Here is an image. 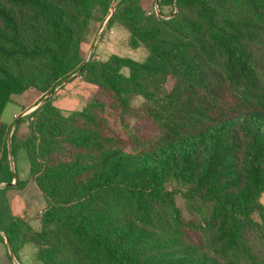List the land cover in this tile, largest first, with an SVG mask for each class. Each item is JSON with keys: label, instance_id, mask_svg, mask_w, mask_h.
Returning a JSON list of instances; mask_svg holds the SVG:
<instances>
[{"label": "trees", "instance_id": "16d2710c", "mask_svg": "<svg viewBox=\"0 0 264 264\" xmlns=\"http://www.w3.org/2000/svg\"><path fill=\"white\" fill-rule=\"evenodd\" d=\"M157 7L0 0V183L14 179L0 186V242L14 257L30 243L43 264H264V0ZM105 20L146 58L86 60L87 25ZM76 72L94 90L63 111L52 93ZM29 89L51 94L8 142L1 114ZM19 148L45 202L39 230L6 194L25 185Z\"/></svg>", "mask_w": 264, "mask_h": 264}, {"label": "rangeland", "instance_id": "374dc122", "mask_svg": "<svg viewBox=\"0 0 264 264\" xmlns=\"http://www.w3.org/2000/svg\"><path fill=\"white\" fill-rule=\"evenodd\" d=\"M143 6L150 11H159L157 7L156 0H142ZM170 10V8H163V12L166 13ZM106 21V20H105ZM105 21L103 24L89 22L87 28L84 33V39L82 42V51L83 57L86 59L89 56V52L91 48H93L96 57L99 60H103L107 58L110 54H117L124 57H129L137 61H143L146 58V49L142 46L137 48H131L128 45V31L126 28L119 24H113L110 28H106ZM122 72L127 74V68H123ZM73 78H78L76 73L72 74L66 81H70ZM62 82V83H64ZM63 86V85H62ZM61 87L57 86L52 93L54 101H57L58 96L61 98L64 97L65 93L77 91L78 95H73L75 100L79 101L77 106L81 107L80 104L84 101L83 98L85 96L92 95L94 90V86L90 83H87L79 78L78 81L73 83V85L65 86L60 90ZM59 91V92H58ZM58 92V93H57ZM32 89L27 90L22 94H13L10 97V101L6 104L3 112L1 114V119L6 123L11 125V128L8 132V136L11 135V132L14 128V125H18L17 136L19 138H24L27 135V128L25 122H20L18 114L14 115V113L23 112L25 110V105L27 111L34 109L41 101L39 99L29 102L28 100L31 98ZM83 95L84 97H80ZM88 98V99H89ZM87 99V100H88ZM29 102V104L27 103ZM69 111V110H66ZM10 160V158H9ZM10 164L12 167L16 164L19 170V173L23 170L28 169V160L25 154V151L22 148H19L16 153L15 160L11 157ZM11 167V168H12ZM7 198L11 204L12 212L19 218L29 222L32 227L36 230L40 229V221L38 218L39 211L44 207V199L41 192L38 190L36 185L32 180H25L24 188H10L7 190ZM176 201L178 206L181 208L182 213L185 217H188V213L186 210L185 202L180 196L177 194ZM260 201L264 204V193H262L260 197ZM15 261H12L19 264H43L37 257L36 250L32 244H27L23 249L19 250L16 254ZM10 262L0 256V264H9Z\"/></svg>", "mask_w": 264, "mask_h": 264}, {"label": "crops", "instance_id": "0c3cea01", "mask_svg": "<svg viewBox=\"0 0 264 264\" xmlns=\"http://www.w3.org/2000/svg\"><path fill=\"white\" fill-rule=\"evenodd\" d=\"M142 1V0H141ZM144 7V6H143ZM145 8V7H144ZM91 51H94L93 48H91L90 52ZM89 52V53H90ZM96 57H98L97 55H95ZM80 77L78 78H73L71 79L70 81H68L67 83H62L63 86H61L60 90L63 89L65 86H70V85H73V83H75L76 81L79 80ZM81 79V78H80ZM82 80V79H81ZM26 92V91H25ZM33 93H31V98L28 100L29 102H33L37 99H39L41 97V93H39L38 91L36 90H32ZM59 92V91H58ZM57 92V93H58ZM24 93V92H23ZM22 94V93H21ZM73 95H78V92L77 91H72V92H68V93H65L64 94V97L61 98V96L59 95L58 98H57V101H54L53 99V104L56 105L57 107H59L60 109H62L63 111H66V110H75V109H80L81 107L77 106L79 104V101L75 100L74 96ZM79 96V95H78ZM80 97H84L83 95H80ZM89 98V96H85L84 101H86L87 99ZM29 102H27L29 104ZM85 102L81 103L80 106H82ZM27 105V104H26ZM24 106L25 107V110L23 112H21V110L19 112H16L14 113V115L18 114V116L22 117L23 115H25L26 113H28L29 111H27L28 108H26L27 106ZM16 126V125H14ZM12 167V166H11ZM13 168V167H12ZM15 168V166H14ZM15 172H16V177L21 180V181H29V166H28V169L25 168V170H23L21 172V174L19 173V170H18V167H17V164H16V169H15ZM31 180V179H30ZM14 182V179L13 181ZM35 184V183H34ZM25 185L22 187L24 188ZM21 188V189H22ZM40 213V211H39ZM39 216V214L37 215ZM26 246V245H25ZM24 248V247H23ZM22 248V249H23ZM6 250H7V247H5V244L3 242H0V256L1 257H4L7 259L6 257ZM8 260V259H7ZM9 261V260H8ZM10 262V261H9ZM19 264V263H17Z\"/></svg>", "mask_w": 264, "mask_h": 264}, {"label": "water", "instance_id": "95a60500", "mask_svg": "<svg viewBox=\"0 0 264 264\" xmlns=\"http://www.w3.org/2000/svg\"><path fill=\"white\" fill-rule=\"evenodd\" d=\"M157 2H158V0H156V3H157ZM106 22H107V20L105 21V24H106ZM91 53H92V51L89 53V56L86 58V60L90 57ZM81 69H82V67L78 70V72H79ZM78 72H76V74H78ZM50 94H51V93L47 94V95L41 100V102H43V101L46 99V97H48ZM41 102H40V103H41ZM9 139H10V136H8V138H7L8 142H9ZM9 148H10V146H9ZM9 158H10V161H11V153H10V152H9ZM11 166H12V165H11ZM12 183H13V182H11V183H0V186H7V185L12 184ZM5 242H6V240H5ZM7 248H8V252H9V255H10L12 261H15L14 254H13V252H12V250H11V246H10L8 243H7ZM15 264H17V262H15Z\"/></svg>", "mask_w": 264, "mask_h": 264}]
</instances>
